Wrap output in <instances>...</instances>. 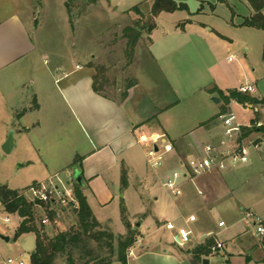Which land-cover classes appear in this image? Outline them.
I'll return each mask as SVG.
<instances>
[{
	"label": "rangeland",
	"instance_id": "374dc122",
	"mask_svg": "<svg viewBox=\"0 0 264 264\" xmlns=\"http://www.w3.org/2000/svg\"><path fill=\"white\" fill-rule=\"evenodd\" d=\"M188 6V11H179L174 15H164L161 20L162 30L170 31L175 23H184L185 19H196L200 28H211L223 35L213 32L206 37L205 42H197L198 49H211L221 61L234 55L235 58L222 64L230 76H235L239 82H249L255 87L251 96L259 100L264 98V31L250 27H240L246 18L256 13L250 0H177ZM257 4L264 0H252ZM153 0H0V22L14 16H19L31 31L34 45L43 52L34 55L26 62L24 68L16 67L0 78V186L11 190L26 191L32 185L43 182L55 174L74 173V168H64L59 172L48 173L43 164L50 168L59 167L60 157L64 156L70 143L86 144L81 132L70 123L65 105L60 95L53 88L54 80L47 75V70L56 62H61L69 68L81 65L91 68L97 79V86L102 93L117 101H126L132 89L142 109H149L151 114H157L162 108L174 105L178 100L161 72L157 69L150 53L149 8ZM142 10L143 16L134 10ZM264 14V10L262 11ZM140 40L134 45V38L124 36V30L133 27L139 32L142 27ZM209 32L210 31H206ZM208 33V34H209ZM193 49L192 45H189ZM204 52V50H203ZM51 53L54 54L50 56ZM50 57H45V55ZM75 56V57H74ZM34 58V59H33ZM53 59V60H52ZM195 61L196 65H193ZM34 63V64H33ZM206 67L199 61L196 53L191 55V62L184 65L174 81L180 91L181 102L170 110L169 125L171 135L182 133L186 126L191 125L198 117L197 107L200 95L192 91L209 80ZM44 81L46 89L51 93L52 100L44 94V114L57 112L63 114L62 124L66 123L67 130L57 132L53 137L20 133V125L31 126L39 121V115L31 111L39 91L40 81ZM210 81V80H209ZM35 82V85H34ZM141 85V87H140ZM54 90V91H53ZM183 99V100H182ZM234 106L232 111L237 121L244 126L256 127L255 122L264 124V107ZM250 110H246V109ZM201 116L206 110L201 111ZM198 119V118H197ZM196 119V120H197ZM68 121V124L66 122ZM251 120H253L251 122ZM254 126V127H253ZM264 126V125H263ZM220 127V126H219ZM249 128V127H244ZM260 128V127H256ZM242 129V136L245 133ZM11 132H14V147L6 153L3 145ZM221 132V128L219 133ZM74 134V136H72ZM49 143L53 145L48 146ZM250 152V163L238 168L229 169L222 174L225 177H238L234 196L246 208L264 216V134L253 132L244 143ZM49 150H46V148ZM71 147V146H70ZM147 154V153H146ZM178 169L176 160L170 154L162 169L154 171L150 168L147 158L141 161V174L148 175L158 181L157 191L160 201L157 206L144 204L133 189L128 188L121 193V202L127 217L138 225L142 221L149 227L131 226L135 232V240L163 238L167 235L165 229L160 230L162 222L170 221L169 214L160 215L163 208L176 212L174 198L163 186L164 178L173 170ZM133 180V179H132ZM131 180V182H133ZM150 202L154 203L152 199ZM121 206V207H122ZM115 207L108 211L107 229L116 236L125 233L122 211ZM59 214L50 226L48 235L54 236L65 232L77 225L75 215L67 210ZM212 214L209 219L217 228L220 219H230L227 227L241 219L228 213ZM178 214V212H176ZM6 219L10 222L6 223ZM239 221L240 227L244 226ZM253 224V221L251 222ZM50 222L48 223V225ZM244 224H248L244 222ZM196 227L200 225L194 224ZM19 223L15 216L7 215L0 202V264H5L9 257L31 261V254L36 248L34 235H24L16 239ZM141 232V233H139ZM126 231L124 237H127ZM4 238H9L6 241ZM225 236H219L222 241ZM167 239V238H166ZM215 244V240L213 241Z\"/></svg>",
	"mask_w": 264,
	"mask_h": 264
},
{
	"label": "crops",
	"instance_id": "0c3cea01",
	"mask_svg": "<svg viewBox=\"0 0 264 264\" xmlns=\"http://www.w3.org/2000/svg\"><path fill=\"white\" fill-rule=\"evenodd\" d=\"M153 5L154 0L149 13L152 12ZM140 12L143 14L142 10ZM175 13L160 14L156 18V29L149 37V53L157 69L166 79L167 85L177 97L178 101L175 104H179L181 98L174 81L178 82L177 74L184 65L191 62L193 53L197 54L199 61L206 67V75L210 80L192 91L193 95L201 96L197 107L198 117L191 125L186 126V130L182 133L176 135L170 133L168 114L175 104L162 108L157 114H151L148 108L139 107L140 103L134 98L135 89L131 90L126 101H117L96 93L93 88L94 74L91 68H83L81 65L69 68L61 62H56L47 70V75L54 80L53 88L65 105L70 123L81 132L86 144H72L75 140L73 139L70 143L71 147L69 146L68 150L64 151V156L60 157L62 163L58 168L51 169L48 164L43 165L48 173L74 168V176L77 172L80 174L84 196L94 217L103 228H107L105 224L109 220L108 211L114 210L115 207L120 210L121 193L128 188L133 189L145 205L150 203L153 206L158 205L160 201L157 191L158 181L140 172L141 161L143 157L147 158L146 153L151 145L159 144L162 139L169 141L174 147L171 155L179 168V162L201 157L208 144H216L220 148L234 147L243 144L247 138L240 141L242 132L240 136L226 134V129L220 120L222 116H219L225 105L220 92L228 95L230 91H238L242 86L250 83L237 81V78L234 75L230 76L222 66L235 58L234 55L227 57L223 62L211 49L206 47L200 51L195 43V41L204 42L202 40H206L207 35L208 37L213 35V32L221 37L223 35L211 28H200L197 20L191 18L185 19L184 23H175L169 32L162 30L161 20L164 15L172 16ZM30 32L19 16L0 22V78L9 71L13 72L18 66L24 68L28 59L43 52L34 45ZM189 45H192L193 49L188 48ZM46 56L54 58L53 53ZM193 65H196L195 61ZM39 89L35 94L36 103L34 107H30L32 112L35 111L34 113L39 115V121L33 123L32 127L20 125L22 129L19 132L24 134L38 132L39 135H47L51 138L56 131H66L67 125L62 124L63 114L43 113L44 94H50L47 97L49 101L52 97L42 80ZM254 93L258 97L256 90ZM214 98H219L220 103H215ZM234 106L242 107L232 101L228 105V113H233L231 111ZM203 110H206V114L200 117ZM213 119L215 120L212 121ZM66 122L68 124L67 120ZM52 145V143L48 144L50 147ZM46 150H49V147ZM76 160L81 161L82 169L75 164ZM124 171L127 173L125 187L122 185ZM238 182V177H225L219 172L200 176L194 182H186L182 188L183 195L178 197L179 199L176 198L177 202L174 204L178 214L163 208L159 211L160 215L169 214L170 221L162 222L158 217L156 219V223H162L160 230L165 229L167 235H163L160 239L135 241L128 250V264H204L205 260L208 264H264V251L260 240L255 236L252 226L244 224L243 220L245 212L251 209L244 207L234 196ZM163 186L165 187L164 182ZM152 199L154 203L150 202ZM221 212L243 217L228 227L227 223L230 219H220L216 228L208 218L215 213L222 214ZM192 216L196 217V222L189 223L187 220ZM17 219L20 223L18 217ZM128 221L131 226L137 227L135 222L130 219ZM239 221L243 222L244 226L240 227ZM199 222L200 225L196 227L194 224ZM221 222L225 223L224 228H220ZM169 223L172 224L171 228L167 227ZM139 224L141 229L150 226L146 221ZM124 228L126 233L128 228L125 224ZM181 228L193 232L192 242L185 247H179L174 241ZM125 233L119 235L124 236ZM219 236L225 238L219 241ZM209 240H215V243L222 242L225 248L209 256H194L192 252L198 247L205 246ZM112 264L122 263L115 261Z\"/></svg>",
	"mask_w": 264,
	"mask_h": 264
},
{
	"label": "trees",
	"instance_id": "16d2710c",
	"mask_svg": "<svg viewBox=\"0 0 264 264\" xmlns=\"http://www.w3.org/2000/svg\"><path fill=\"white\" fill-rule=\"evenodd\" d=\"M252 2L255 15L246 18L242 27H250L264 31V1L260 3ZM187 4L177 0H154L152 12L149 15L151 26L149 34L156 29V18L162 13H175L179 11H188ZM138 15L143 16L138 8L134 10ZM146 27H142L139 32H135L133 27L124 30V36L128 39L134 38V45L140 40L142 31ZM264 59V54H263ZM94 76L93 88L96 93L106 97L100 88ZM220 96L224 102V106L219 116L228 113V105L232 101L243 106H261L264 107V98L259 100L249 94H242L239 91H230L228 95L220 92ZM218 116V117H219ZM217 119V118H216ZM213 119L212 121H214ZM245 129V128H243ZM240 141L248 137L251 133L264 134V126L260 128H246ZM76 165L82 169L81 161L76 160ZM122 185H127V173L124 171L122 176ZM76 195L80 202V208L72 212L77 218V225L65 232H59L54 236L48 235L47 226L59 217V214L68 212L55 207L50 211L48 206L41 210L35 203L29 201L25 196V191L11 190L7 186H0V202L4 212L8 215H15L19 218L20 223L16 231V239L24 235H34L36 238V248L31 254V264H112L119 261L122 264H128V250L135 243V232L129 224L128 217L124 206L121 207L122 220L128 228L127 237L116 236L107 228H103L94 217L92 210L84 196L82 183L76 185ZM48 215L50 224L41 225L44 215ZM214 242L209 240L205 246L196 248L192 253L196 257L209 256L212 254L211 247Z\"/></svg>",
	"mask_w": 264,
	"mask_h": 264
},
{
	"label": "built area",
	"instance_id": "2783aa9c",
	"mask_svg": "<svg viewBox=\"0 0 264 264\" xmlns=\"http://www.w3.org/2000/svg\"><path fill=\"white\" fill-rule=\"evenodd\" d=\"M242 94H249L255 92V88L251 84L242 86L239 90ZM248 108L250 106L248 105ZM246 110H250V109ZM223 127L226 129V134L241 135L244 127L252 128L251 125L244 126L237 121V117L233 113H228L220 118ZM256 127H262L264 124L255 122ZM254 127V126H253ZM174 151L173 145L164 139L159 144H153L147 151V162L150 168L154 171L163 168L166 158ZM250 163V152L245 146L237 144L234 147L220 148L216 144H208L205 146L204 153L201 157H193L187 161L179 162V168L173 170L165 176L164 185L168 192L175 198L183 195V185L186 182H194L196 178L213 173L225 172L229 169L238 168ZM77 180L73 173L67 172L65 174H55L43 182H38L32 185L25 191L27 199L41 210L48 206L52 211L55 207L59 209H66L75 211L80 208V202L76 195ZM244 222L249 223L254 230L255 236L260 240L261 247L264 251V216L248 210L245 212ZM6 223L10 220L6 219ZM189 223L196 222V217L192 216L187 220ZM253 221V224L251 223ZM50 219L48 215H44L41 220V225H48ZM220 228L225 227V223L219 224ZM168 228L172 224H167ZM193 232L186 228H181L175 236V243L179 247H185L192 242ZM225 248L224 243L216 242L211 247L213 254L222 251ZM5 264H31L23 259L9 257Z\"/></svg>",
	"mask_w": 264,
	"mask_h": 264
},
{
	"label": "water",
	"instance_id": "95a60500",
	"mask_svg": "<svg viewBox=\"0 0 264 264\" xmlns=\"http://www.w3.org/2000/svg\"><path fill=\"white\" fill-rule=\"evenodd\" d=\"M213 101L215 103H220V99L219 98H214ZM14 147V132H11L7 141L5 142V144L3 145V149L6 153H10L12 151ZM75 178L77 180V182L80 184L82 183V179L80 174L77 172L75 175ZM138 227L140 226V224L137 225ZM6 241H9V238H4ZM204 264H208V261L205 260Z\"/></svg>",
	"mask_w": 264,
	"mask_h": 264
}]
</instances>
